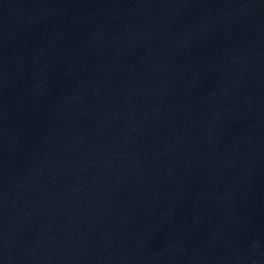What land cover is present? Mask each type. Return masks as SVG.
I'll return each mask as SVG.
<instances>
[{
	"label": "water",
	"instance_id": "obj_1",
	"mask_svg": "<svg viewBox=\"0 0 264 264\" xmlns=\"http://www.w3.org/2000/svg\"><path fill=\"white\" fill-rule=\"evenodd\" d=\"M0 264H264V0H0Z\"/></svg>",
	"mask_w": 264,
	"mask_h": 264
}]
</instances>
